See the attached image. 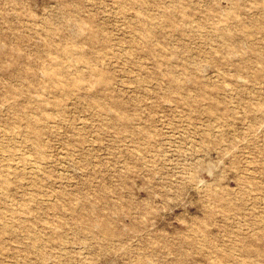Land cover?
<instances>
[{"label": "rangeland", "instance_id": "rangeland-1", "mask_svg": "<svg viewBox=\"0 0 264 264\" xmlns=\"http://www.w3.org/2000/svg\"><path fill=\"white\" fill-rule=\"evenodd\" d=\"M0 264H264V0H0Z\"/></svg>", "mask_w": 264, "mask_h": 264}]
</instances>
